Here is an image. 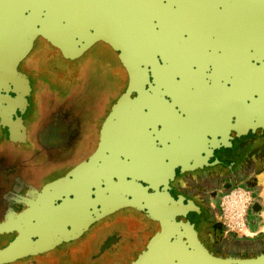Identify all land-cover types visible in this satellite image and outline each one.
I'll use <instances>...</instances> for the list:
<instances>
[{
  "label": "flooded vegetation",
  "instance_id": "af4514ba",
  "mask_svg": "<svg viewBox=\"0 0 264 264\" xmlns=\"http://www.w3.org/2000/svg\"><path fill=\"white\" fill-rule=\"evenodd\" d=\"M159 25V63L122 101L128 73L105 43L74 86L47 71L52 47L24 59L28 104L0 115V249L25 252L8 264H143L163 230L191 236L181 222L211 255L264 264V0H239L238 29L231 0H162ZM91 63L111 78L84 106L69 95L92 86ZM236 188L247 234L221 209Z\"/></svg>",
  "mask_w": 264,
  "mask_h": 264
},
{
  "label": "water",
  "instance_id": "95a60500",
  "mask_svg": "<svg viewBox=\"0 0 264 264\" xmlns=\"http://www.w3.org/2000/svg\"><path fill=\"white\" fill-rule=\"evenodd\" d=\"M161 1L0 0V115L15 111V106L24 111L32 89L22 63L42 43L58 52L53 67L64 83L75 82L71 79L75 76L72 68L77 67L85 52L97 43H105L117 52L128 73L130 85L120 101L133 92L142 95L148 67L159 63ZM152 216L163 224L171 223L170 216L161 217L160 211ZM179 225L185 231L190 229L191 236L170 244V233L163 230L158 251L151 252L143 264H233L211 255L188 223ZM6 231L5 224L0 223V234ZM20 245L15 240L0 249V264L23 257Z\"/></svg>",
  "mask_w": 264,
  "mask_h": 264
},
{
  "label": "rangeland",
  "instance_id": "374dc122",
  "mask_svg": "<svg viewBox=\"0 0 264 264\" xmlns=\"http://www.w3.org/2000/svg\"><path fill=\"white\" fill-rule=\"evenodd\" d=\"M231 5L234 6V10H235V20H236V28L238 29V23H239V0H231ZM238 31V30H237ZM100 45H96L94 49H92L90 51L89 54L94 53V51L96 49H98L101 45H103V43H99ZM50 47L47 44H40L39 47H37V45L35 46V49L33 50L34 52L37 51L38 48L40 47ZM46 60L47 62V71L52 74L53 76L56 77V79L60 80V82L64 83L62 78L63 76L57 72H55L54 67H53V61L55 59H58V52L55 50L54 51H50V53L48 55H46ZM86 58L85 56H83L82 60L77 64V67H73L75 69L72 68V72L75 74V76L71 77V79L75 80L74 83H66L68 85L74 86V85H79L81 83L84 71L86 69L87 65V61H85ZM88 68V67H87ZM89 69H91L92 71H88V77L91 76V82H93L92 86H90L89 89H87V91H85L84 93H82L81 95H79L78 93L74 92L71 93L70 99L73 101H81L83 103V105H87L86 103H89V106H93V104L95 103V101L99 100L100 98H102V96L104 97L105 94L102 93V87L101 84H105L111 77L110 75L108 76V73H105L104 70H101L98 72V75L95 74L93 71L95 70L93 67V63L90 64ZM94 69V70H93ZM71 72V73H72ZM94 76V78H93ZM119 77V85H122V80L123 77L118 76ZM39 95H45L44 93L41 92V90L39 91ZM86 102V103H85Z\"/></svg>",
  "mask_w": 264,
  "mask_h": 264
},
{
  "label": "built area",
  "instance_id": "2783aa9c",
  "mask_svg": "<svg viewBox=\"0 0 264 264\" xmlns=\"http://www.w3.org/2000/svg\"><path fill=\"white\" fill-rule=\"evenodd\" d=\"M252 203L251 194L244 188H236L226 194L221 202V209L228 230L247 234V212Z\"/></svg>",
  "mask_w": 264,
  "mask_h": 264
},
{
  "label": "bare ground",
  "instance_id": "6f19581e",
  "mask_svg": "<svg viewBox=\"0 0 264 264\" xmlns=\"http://www.w3.org/2000/svg\"><path fill=\"white\" fill-rule=\"evenodd\" d=\"M114 136H115V134H114ZM114 136H113V137H114ZM109 138H110V137H109Z\"/></svg>",
  "mask_w": 264,
  "mask_h": 264
}]
</instances>
